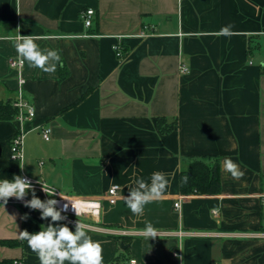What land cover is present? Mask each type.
<instances>
[{
    "label": "crops",
    "instance_id": "0c3cea01",
    "mask_svg": "<svg viewBox=\"0 0 264 264\" xmlns=\"http://www.w3.org/2000/svg\"><path fill=\"white\" fill-rule=\"evenodd\" d=\"M86 10L95 12L91 27L81 18ZM225 26L230 35L220 34ZM18 34L39 36V47L57 50L64 66L45 73L25 61L23 90L36 116L23 125L22 163L10 157L22 125L0 121V180L25 175L82 197L119 185L121 198L103 203L99 221L80 220L100 243L103 264H264V0H0L4 102L19 89L10 66ZM225 157L241 179L223 170ZM195 160L219 161L220 194L181 193L180 174ZM155 171L170 186L143 215L132 214L124 196ZM148 222L154 239L140 231ZM49 223L39 210L0 204V263L40 264L18 233Z\"/></svg>",
    "mask_w": 264,
    "mask_h": 264
},
{
    "label": "clouds",
    "instance_id": "9594fccd",
    "mask_svg": "<svg viewBox=\"0 0 264 264\" xmlns=\"http://www.w3.org/2000/svg\"><path fill=\"white\" fill-rule=\"evenodd\" d=\"M19 33V29H17ZM231 26H225L220 29V34L230 35ZM39 36L17 35L15 38L14 47L16 49L20 62L27 61L30 66L38 68L45 73H55L57 66L63 67V60L57 50L41 49L36 41ZM14 160L15 156L12 157ZM21 169L24 166H20ZM223 170L231 175L233 179H241L244 172L240 166L230 157H225L222 161ZM187 176L181 178V183L186 184ZM42 185V191L48 196L56 195V189L52 186L38 181ZM135 186L130 187L128 195L124 196V202L127 208L134 215H143L145 206L162 199L170 182L166 174L161 171L153 172L146 180L137 178ZM119 185H113L112 191L119 189ZM31 192L32 198L26 200L25 197ZM60 197L67 201L61 208L57 205L58 200L49 198L41 200L36 196L35 189L32 183L26 177L13 175L12 179L0 180V201L2 205H6L10 198L23 201L24 206L32 210L40 211V218L48 220L51 223L40 225V231L30 233L27 230L20 231L19 238L27 242L30 250L35 253L40 264H103V249L99 242L93 241L88 235L90 226L81 222L79 219L75 222V231L73 232L67 224L57 223L66 220L67 217L62 215L71 205L77 218L83 213L77 203L64 197L60 192ZM21 219H28L25 214ZM144 237L150 239L156 238L158 230L153 227L151 222L146 223L145 227L140 230Z\"/></svg>",
    "mask_w": 264,
    "mask_h": 264
},
{
    "label": "built area",
    "instance_id": "2783aa9c",
    "mask_svg": "<svg viewBox=\"0 0 264 264\" xmlns=\"http://www.w3.org/2000/svg\"><path fill=\"white\" fill-rule=\"evenodd\" d=\"M95 12L93 10H86L81 13V18L86 27H91L93 23V17ZM148 27H145V30H148ZM147 34L142 32L141 37L146 36ZM114 50L116 52V55L118 59L123 60L124 59V53L122 51V47L120 44L114 45ZM25 61L23 63L20 62V59L12 60L10 61V66L12 69L17 71L19 75V89L16 94L15 100H14V107L17 109V118L16 121H18L22 127L10 138V157L12 160H14L12 157L15 156L16 159L14 161H17L19 163H22L24 161V141L27 134V131L23 128V125L27 121H31L36 116V110L34 106L30 103V101L26 98L23 90L24 85V79L22 78V72L24 69ZM181 72L186 73L188 72L187 68L185 66L181 67ZM42 137L45 141H49L51 139V130L49 128L42 129ZM29 179L32 183L33 188L35 189V192L39 194L40 199L46 200L49 198H53L58 200L60 203L57 205L58 208H61L64 203H67V201H64L60 197V191L56 189V195L53 197H48L43 191H42V185L34 179H31L27 176H23ZM44 183V182H42ZM46 184V183H44ZM112 187L102 196L98 197H82V196H73V195H65L62 194L64 197L73 200L77 203V205L80 207L82 211V215L77 218L75 215V212L72 210L71 205H69V209L66 212H62V215H65L67 217L66 222L74 224L77 219H89L92 221H99L102 209H103V203L107 202L111 205L116 204V202L121 198L120 190L121 188L112 191ZM26 200H30L25 197ZM261 200V206L264 208V193L260 195ZM0 204H3L2 201H0ZM7 204H21L24 206V202L13 198H10L8 200ZM175 209L180 212L181 210V200L178 199V201L174 205ZM214 214H218V211H214ZM179 237H182L183 232L180 231ZM176 257H181V249L179 252L175 253ZM15 264H24L23 261L16 260ZM128 264H142L136 259H130L128 261Z\"/></svg>",
    "mask_w": 264,
    "mask_h": 264
},
{
    "label": "trees",
    "instance_id": "16d2710c",
    "mask_svg": "<svg viewBox=\"0 0 264 264\" xmlns=\"http://www.w3.org/2000/svg\"><path fill=\"white\" fill-rule=\"evenodd\" d=\"M14 101H0V121L11 122L17 118V109ZM166 119L158 120L159 131L163 132L162 122ZM168 130H172L169 126ZM183 176L188 177L186 184L181 183ZM180 189L184 195H218L222 191L221 169L219 161L210 165L203 160H195L182 170L180 174ZM1 264V263H0Z\"/></svg>",
    "mask_w": 264,
    "mask_h": 264
}]
</instances>
